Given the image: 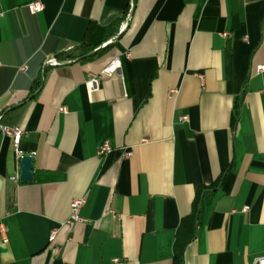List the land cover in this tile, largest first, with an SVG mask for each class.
I'll use <instances>...</instances> for the list:
<instances>
[{
	"label": "crops",
	"instance_id": "0c3cea01",
	"mask_svg": "<svg viewBox=\"0 0 264 264\" xmlns=\"http://www.w3.org/2000/svg\"><path fill=\"white\" fill-rule=\"evenodd\" d=\"M31 1L0 0V124L33 156L32 180L11 181L0 133V264L264 255V0ZM114 57L120 74L90 92Z\"/></svg>",
	"mask_w": 264,
	"mask_h": 264
},
{
	"label": "built area",
	"instance_id": "2783aa9c",
	"mask_svg": "<svg viewBox=\"0 0 264 264\" xmlns=\"http://www.w3.org/2000/svg\"><path fill=\"white\" fill-rule=\"evenodd\" d=\"M27 11L30 14H36L43 9V4L40 0H33L30 3L26 5ZM223 36H227V32L222 33ZM246 40V37L244 38ZM49 64H58L59 62L55 59L51 58L48 60ZM121 69V60L119 57L112 58L97 74H89L88 79L86 81V86L90 92H94L98 90L99 87V80L102 76H111V75H119ZM255 70L257 72H264V64H258L255 67ZM174 93V90H170L169 94L171 95ZM181 120L186 121L187 116L183 115L180 117ZM0 133L6 137H9L12 139V142L15 146V157L19 161L21 157V153L17 149V145L21 139V136L23 135V131L18 127H7L0 124ZM112 151L111 146L104 142L102 143L98 148V154L103 155L107 154ZM125 155L130 156L131 152L128 151L125 153ZM11 181L19 182V175L14 174L10 177ZM85 203L84 197L74 198L71 200L70 204V215L65 221V224L69 227L74 226L75 223L81 221V217L79 215V211L81 206ZM244 209H247L246 207ZM4 231L5 227L4 224L0 223V235L4 238ZM57 230H52L49 234L48 241L52 242L55 239ZM55 251L58 252L59 248L56 247ZM114 261H117V259H114ZM252 264H264V255L256 257Z\"/></svg>",
	"mask_w": 264,
	"mask_h": 264
},
{
	"label": "water",
	"instance_id": "95a60500",
	"mask_svg": "<svg viewBox=\"0 0 264 264\" xmlns=\"http://www.w3.org/2000/svg\"><path fill=\"white\" fill-rule=\"evenodd\" d=\"M33 156L22 154L19 159V180L21 182H30L32 180Z\"/></svg>",
	"mask_w": 264,
	"mask_h": 264
},
{
	"label": "trees",
	"instance_id": "16d2710c",
	"mask_svg": "<svg viewBox=\"0 0 264 264\" xmlns=\"http://www.w3.org/2000/svg\"><path fill=\"white\" fill-rule=\"evenodd\" d=\"M92 49L90 48V47H87V46H83V49H82V54H86V53H88L89 51H91ZM67 58H71V57H73V55H67L66 56Z\"/></svg>",
	"mask_w": 264,
	"mask_h": 264
}]
</instances>
